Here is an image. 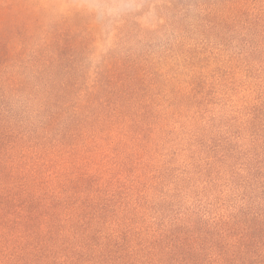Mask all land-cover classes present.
Returning a JSON list of instances; mask_svg holds the SVG:
<instances>
[{
    "label": "trees",
    "instance_id": "16d2710c",
    "mask_svg": "<svg viewBox=\"0 0 264 264\" xmlns=\"http://www.w3.org/2000/svg\"><path fill=\"white\" fill-rule=\"evenodd\" d=\"M248 2L155 9L158 30L174 13L181 33L192 26L206 42L222 30L223 41ZM1 6L0 264H264V79L254 105L222 103L202 74L164 71L172 49L133 52L148 29L136 17L106 45L84 10L45 18ZM255 51L262 64V44Z\"/></svg>",
    "mask_w": 264,
    "mask_h": 264
},
{
    "label": "rangeland",
    "instance_id": "374dc122",
    "mask_svg": "<svg viewBox=\"0 0 264 264\" xmlns=\"http://www.w3.org/2000/svg\"><path fill=\"white\" fill-rule=\"evenodd\" d=\"M198 0H0V6L4 2L13 4L14 9H29L33 15L39 17H58L60 14L73 10H84L86 14V23L94 24L98 29V33L102 35L103 44L111 45L118 40L114 26L124 18L137 19V22L147 29V36L141 39L139 36L133 37V52L141 55L152 57H161L167 51L172 49L170 53L162 58L159 63L163 65L166 73L172 76H182L187 82H192L197 76L203 75L208 79L209 90L223 93L222 103L226 100L236 101L240 107H249L254 105L255 98L261 97L258 93V80L264 79V62L261 64L257 61L259 56L255 48L262 44L264 51V0H249L247 9H235V13L239 15L238 27L234 25L232 30L234 33H227V39L223 41L216 37L224 36L222 30L214 31L208 36L205 42L203 34L189 25H185L186 34L181 33L174 25V13H168L166 21L168 25L158 30V19L155 9H179L182 5L193 4ZM211 0H199V2ZM181 3V4H180ZM3 6H1L2 8ZM189 11L190 20L194 22L197 12L195 9H185ZM217 9H208L206 13H214ZM181 11H183L181 9ZM89 16V17H88ZM76 22V21H75ZM166 24V23H163ZM172 24V25H171ZM244 29H249L246 31ZM236 41L239 43V50L226 47L234 46ZM181 43L183 45L181 46ZM116 44V43H115ZM226 44V46H224ZM175 50V51H174ZM222 50V52H221ZM174 51V52H172ZM223 51H231L233 63H229L226 55H222ZM255 51V53H254ZM225 52V53H226ZM239 52H244L239 55ZM248 53H254L255 57ZM229 55V54H228ZM235 56V57H234ZM164 57V56H163ZM250 57V58H248ZM232 58V57H231ZM258 64L253 67L246 66L245 59ZM156 58L155 60H160ZM148 60H150L148 58ZM264 61V58H263ZM163 63V64H162ZM231 72L230 75L229 72ZM233 77V78H232ZM229 78V79H228ZM226 79L229 83L227 84ZM228 89V90H227ZM192 90V89H191ZM228 93V94H227ZM260 95V96H259ZM215 94L210 97L214 107L222 110L223 105ZM228 102V101H227ZM247 102V104H245ZM219 103V105H218ZM23 98L15 99L10 105L13 110V117L18 120L24 108ZM244 105V106H243ZM249 110H243L247 112ZM11 113V114H12ZM219 113V112H218ZM14 119V120H16ZM33 120L30 121V125ZM182 146H176L170 151L174 153V159L180 164L189 162L190 153H183ZM210 150V149H209ZM168 153V152H166ZM205 157L206 154H199Z\"/></svg>",
    "mask_w": 264,
    "mask_h": 264
}]
</instances>
